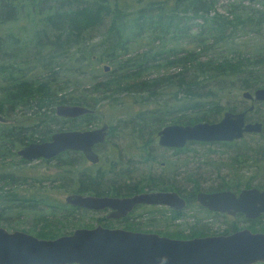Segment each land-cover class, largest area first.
Listing matches in <instances>:
<instances>
[{
    "label": "trees",
    "instance_id": "trees-1",
    "mask_svg": "<svg viewBox=\"0 0 264 264\" xmlns=\"http://www.w3.org/2000/svg\"><path fill=\"white\" fill-rule=\"evenodd\" d=\"M257 1L258 6L245 5L237 0L230 1L226 6L232 14L229 17V13L225 14L217 9L218 0H152L128 6L117 0H0V24L16 19L19 15L30 21V41L36 46L35 57L41 58L38 66L43 71L40 75L28 77L26 71L30 66L24 65L27 58H22L23 63L20 64L9 58L8 64H5L8 57L4 42L7 39L15 42L20 36L10 32L5 38L0 33V115L10 118L9 116L18 112L20 106L36 107L38 113L44 112L37 122L18 125L13 122L0 123V158L4 160L11 159L12 156L19 157L17 149L24 144L46 140L54 131L75 127L74 124L63 127L64 123L57 126L59 115L53 111L45 114L47 106L53 103H77L93 108L101 98L122 92L155 94V89H162L165 84L175 89V97L177 93H182L185 103L176 111L162 107L145 109L137 116V124H152L156 131L168 123L215 121L216 115L224 106L218 100L212 99L217 93L210 88L224 87L217 78L232 80L242 73L246 81H241V88L248 87L255 81L264 82L263 43L250 52H236L232 48L230 55L223 54L221 48L224 47L221 43L225 39L231 40L235 32L244 28L255 29L256 34H262L264 0ZM198 18L201 21H197ZM105 23L107 25L103 38L97 44L90 43L92 30ZM194 25L198 28H194ZM96 48L98 55L93 50ZM9 55L15 57L17 53ZM95 57L106 61L109 69L103 68V77L90 82V64L95 61ZM170 68H177V71L168 72ZM160 70L165 71L151 75ZM258 86L264 85L258 84L250 88ZM67 88L71 90L67 91ZM197 98L206 100L197 101ZM241 106L245 107L243 104ZM228 110L235 111V108ZM65 118L79 120L77 124L83 125L81 128L91 127V123H94L93 111ZM42 119L50 121L45 122ZM258 133L262 134L263 129ZM249 148L256 150L250 145ZM253 150L246 157L252 159V164H256L264 159V151L256 153ZM242 155L241 151H236L232 161L236 158L242 161ZM54 158L59 160L60 170L54 177H40L37 183L48 178L53 183L57 181L54 183L56 187L67 189L70 184L66 181V169L74 164L77 154L75 151L63 150ZM25 160L20 156V161L16 164L19 165ZM45 160L47 159L42 158V161ZM154 175L158 174L153 173L152 177H148L150 183H162V180L154 183ZM103 176V173L91 175L79 171L76 176L78 189L72 193L119 194L116 191L109 193L105 189L84 187L86 179L89 184V180ZM35 178L37 177L27 175L16 178L15 171H0V191L2 195L11 196L22 204L30 202V209L43 206V203L47 205L49 201L35 193L36 187L28 194L17 191L22 184L33 187ZM223 183L225 180L218 186L223 189L233 188ZM258 185L257 188L264 187L263 183ZM215 189L220 188L212 190ZM48 208L52 217L42 214L39 216L36 224L43 222L45 225L32 232L37 237L58 236L56 229L50 230L46 227L51 222L63 224L72 220L76 209L67 204ZM7 218L0 216V226L7 222ZM190 229L188 236L201 235L198 228ZM161 234L168 235L166 231ZM171 234L173 235L169 236H183L181 231H173Z\"/></svg>",
    "mask_w": 264,
    "mask_h": 264
},
{
    "label": "rangeland",
    "instance_id": "rangeland-1",
    "mask_svg": "<svg viewBox=\"0 0 264 264\" xmlns=\"http://www.w3.org/2000/svg\"><path fill=\"white\" fill-rule=\"evenodd\" d=\"M117 1L128 6L152 0ZM230 1L233 0H218L217 2V9L225 14L229 13V17H231L232 14L226 6ZM237 1H241L245 5H259L257 0ZM37 18L38 16L35 17V19ZM196 20L201 21L200 18ZM30 24L31 23L28 19H26L23 15H19L16 19L0 24V33H2L5 38L10 32L14 33L16 36H20V39H17L15 42H12L11 39H7L4 42L8 57V59H5L4 63L8 64L9 58H11L20 64L21 62L23 63L21 60L22 58H27L24 65H29L30 68L29 70L27 69L26 73L28 77H33L35 75H40L43 71L38 66L41 58L35 57L36 54L34 49L36 46L32 41H30ZM106 25L107 23L92 30V35L89 41L90 43L97 44L103 38V31L106 29ZM240 25L241 24L239 23L238 26ZM193 27L198 28L195 25ZM194 28H192V31ZM246 29L244 28L235 32L231 40L225 39V41L221 43V45H224V47L221 46L223 54H232V48L236 52H250L260 46L261 43L264 44V31L262 34H256L255 29L248 27ZM182 44H184V42ZM93 50L95 54L98 55V49L96 48ZM21 51H23V53ZM11 53H17V55L13 57L9 55ZM202 55H204V53ZM104 64L108 63L106 61L98 60L95 57V61L90 64V82L96 78L103 77L105 72L103 70ZM164 71L165 70L153 72L151 75ZM175 71H177V68H170L168 72ZM62 75H64V72H62ZM92 75H96V77L93 78L94 76ZM244 76L245 75L240 73L237 75V78L233 77L232 80H222L217 78V80L220 81L219 83L223 84L224 87L216 88L213 86L210 88L211 91H216L217 93V95L212 99H216L224 105L220 113L216 115L215 120H218L226 109L234 107L238 110V108L241 107V104L245 105L250 103L248 98H244L242 96V91L244 89L253 90L254 87H250L258 84L264 85L263 81V83L261 81H259L260 83L255 81L251 83L252 85L241 88V81H246L243 79ZM70 90L71 88H67V91ZM174 90L175 89L172 86L164 84L162 89H155V94L148 93V95L146 92H122L120 94H113L110 97L99 99L98 102H96L97 104L93 107L94 123H91V126H98L103 122H107L109 125L106 141L103 145L98 147L100 160L97 163H91L85 158L82 159V156H79L81 160L75 162L77 164L72 168L68 167L66 169V181L70 184L67 189L56 187V184L54 183H57V181H54L53 183V181L48 178L43 180L42 183H37L40 177L47 175L54 177L60 170L58 166L59 160L54 157L45 161H42V158L25 160L21 161L19 165L16 163L20 161V156H12L11 159L6 158L4 160L0 158V171H15L16 178H21L23 175L37 177L35 178V184L33 187H26V185L22 184L19 186L17 191L20 194H28L34 187H36L34 188L35 193L39 194L46 201H49L47 203L49 206H62L63 204H66L64 200L65 196L78 189L76 176L81 170L94 174L97 169H100L104 173L108 172L110 176L113 174L122 175V177L119 178H123L127 181H131L133 179L134 181H138V184H140L145 183L144 179L151 173L161 174L163 172L165 174L166 172L177 169L179 173L176 177L178 179L177 184L185 194H187L190 190L188 186L194 185H198L202 190H211L213 187L218 186L219 183H222L223 178H225V183L223 184L233 187L230 190L245 188L244 186L247 184L249 187H257L259 186L258 184L264 183V159L256 164H252L253 161H250L252 159H248L246 157L248 154H252V150L254 149L249 148V145L256 148V150H253L256 153L264 151V100L256 101V108L248 113L249 117L262 121L263 135L258 132H247L241 138L228 143L221 141L209 145L189 143L188 148L185 149L184 153L179 156L174 154V149L162 147L157 143V130L155 131L156 128H154V125L144 124L140 126L136 123L137 116L141 115L139 113L145 109H153L156 107H162L170 111H176L179 109L185 103L186 99L180 92L177 93V97H175L173 94ZM205 100V98L201 100L197 98V101ZM57 104L59 103H53L47 106L45 114L50 113V111L55 112ZM43 113H38L36 107L22 108L20 106L18 107L17 113H13L9 116L10 118L0 120V123L13 122L18 125L20 123L37 122V120L41 119L40 116ZM57 117L59 120L57 126L64 123L63 127L70 124H74L75 127L72 128L83 127V125L80 126L77 124L79 120L71 121L64 116ZM42 120L45 122L50 121V119ZM57 126L54 125L55 128ZM249 149H251L250 152ZM150 150H152L153 154H149ZM195 151L197 153H194ZM236 151H241L243 153L242 161H239L237 158L232 161V156L235 155ZM148 155H151L152 157ZM204 155H207V157ZM162 161L164 162L163 164H161ZM8 162H12L13 164L10 165ZM131 168L132 173L130 177L126 174L128 172L118 174L119 170H130ZM1 183L2 180H0V184ZM38 185L40 186L38 187ZM29 203L30 202L22 204L21 201L18 202L17 200H13V197L11 196L2 195V192L0 191V216L8 217L7 222L2 223L1 226L7 228V224L9 222L8 230H33L31 227H34V221L39 216V213H50V209L42 206L32 210L30 209L31 206ZM160 210H163V208L152 206L150 213L146 216L147 222L151 216H155V214H158ZM192 210H197V212L193 216H189L191 213L190 211ZM142 211V209H139L136 213H140ZM75 215V224L77 226L85 224H88L87 226H91L97 223V219L102 216V213L81 211L79 213L77 212ZM212 215L215 214L199 210V207L195 202H190L183 211V221H181L179 225H172L171 228H167V226H164L167 219L161 218L158 222L152 224L149 229L161 230L160 233L166 231L168 235H173L169 232V230L181 229L180 231L183 234L182 237H188L191 232V229L188 227V222H192L193 220H196V222H203L207 217ZM215 216V223H210L213 229L223 225L235 224V222L239 224L241 220L240 217L235 221L231 218L219 217L217 215ZM140 220L143 228H147L149 226V224L145 223V216H142ZM253 224H249L248 222V227H252L255 231H264V218L258 223L256 222ZM260 224L262 225L260 226ZM57 226L61 227L62 224H59L58 222ZM239 226H247V224L243 222V224H239ZM67 230L68 229H65L64 231ZM254 264H264V262Z\"/></svg>",
    "mask_w": 264,
    "mask_h": 264
},
{
    "label": "water",
    "instance_id": "water-1",
    "mask_svg": "<svg viewBox=\"0 0 264 264\" xmlns=\"http://www.w3.org/2000/svg\"><path fill=\"white\" fill-rule=\"evenodd\" d=\"M104 70L109 65H103ZM242 96L264 100V86L253 91L245 89ZM253 108L249 105L248 110ZM84 104L59 103L55 113L73 117L92 111ZM245 112L225 110L215 121L168 123L158 131V142L168 146H182L187 140H234L245 132H260V120L246 121ZM0 120H5L0 115ZM108 123L88 128H69L54 131L49 139L31 141L17 149L26 160L51 158L71 148L84 152L87 159L96 161L91 148L107 134ZM65 202L89 209L110 207L125 213L138 203L169 204L175 208L185 201L175 192H143L131 197L90 196L69 193ZM200 204L211 210L243 212L255 218L264 212V190L256 187L242 189L238 196L230 190L213 193L200 192ZM264 262V232L241 229L228 235L173 239L155 233H143L102 226L76 229L70 235L53 239L39 238L21 230H7L0 226V264H254Z\"/></svg>",
    "mask_w": 264,
    "mask_h": 264
},
{
    "label": "flooded vegetation",
    "instance_id": "flooded-vegetation-1",
    "mask_svg": "<svg viewBox=\"0 0 264 264\" xmlns=\"http://www.w3.org/2000/svg\"><path fill=\"white\" fill-rule=\"evenodd\" d=\"M255 89V88H254ZM253 89V90H254ZM250 90V91H253ZM245 98V97H244ZM249 99V98H248ZM250 103L249 104H245V107L243 108H238L235 109V111H242V110H246L245 112V120L246 121H254L257 119L251 118L249 117L248 113L251 112L252 110H254L255 106H256V99H249ZM253 104V108L251 110H248L249 105ZM94 110V109H93ZM92 110V111H93ZM228 110V109H226ZM79 116V115H77ZM77 116H73V117H77ZM71 118V117H69ZM109 127V125H108ZM69 129V128H66ZM82 129V128H81ZM159 130V129H158ZM157 130V131H158ZM107 133H108V128H107ZM247 133V132H245ZM244 133V134H245ZM243 134V135H244ZM242 137V136H241ZM240 137V138H241ZM107 138V134L105 136V138L101 141H97L94 142L91 145V148L97 153L98 155V159L96 161H90L89 159L86 158L85 154L83 151L81 150H76V149H65V150H70V151H75V153L77 154L78 158L74 159V164L70 165L69 167L72 168L74 165H76L78 162V160H81V158L79 156H82V159H86L87 161L91 162V163H97L100 160V154L98 152V147H100L101 145H103L106 141ZM239 139V138H238ZM236 140V139H234ZM231 142L233 140H212V141H206V140H197V139H191V140H187L182 146H168V145H163L160 144L158 142V135H157V143L159 145H161L162 147L168 148V149H174V154L175 155H182L184 153V150L188 148L189 143H194V144H214L215 142ZM195 150V149H194ZM152 153V150L149 151V154ZM194 153H197L196 151ZM59 154V153H58ZM56 154V155H58ZM153 154V153H152ZM53 156V157H56ZM150 157H152L151 155H148ZM51 157V158H53ZM50 159V158H48ZM206 160V159H205ZM164 162L162 161L161 164H163ZM128 172V173H126ZM97 173H103L104 176L99 177L97 179H92L89 180V184L88 183V179L85 180V183L83 184L84 187L87 188H92V189H99V190H104L108 191L109 193L111 192H118L119 194L117 195H94V194H90L88 192L86 193H79V194H83V195H90V196H108V197H118V198H124V197H131L135 194H139V193H143V192H157V191H170V192H175L177 193L180 197H182L185 201V206L181 207V208H175L172 207L169 204H148V203H138L136 205H134L133 207H131V209H129L128 211H126L125 213L121 214V211L117 208V209H112L110 207H105V208H101V209H89V208H84V207H79L76 205H71L67 202H65L68 206L70 207H75V211L73 213V218L72 220L68 221V222H64L59 223L62 224L61 227L57 226V223H52L49 224L48 227H46V229H56L57 231V235L56 237L59 236H63V235H70L72 234L76 229H80V228H94L96 226H102L104 228H109V229H122V230H127V231H134V232H143V233H155L158 234L160 236H165V237H169V238H173V239H192L195 237H205V236H215V235H228L231 234L233 232H236L238 230L241 229H249L251 232H264L262 230H253L252 227H248V222L249 224H253V223H258L261 219L263 220L264 218V212H261L257 217L253 218H248L246 216L245 213L243 212H235V213H228L226 211L221 212V211H217V210H211L207 207H205L204 205L200 204L199 201L197 200V195L200 192L203 193H213V192H217V191H221V190H230V189H223V187H213L214 188H220V189H215V190H202L198 185H194V186H188V188L190 189L188 191L187 194L183 193L182 189L178 186L177 181L178 179L176 178L178 176V170H172L169 172H166L165 174L162 172L161 174L158 175H154V183H158L159 180H162V183L160 184H153L150 183V179L148 178L149 176H151L153 173H151L150 175L147 176V178H145V183H140L138 184V181H134L133 179L131 181H127L124 180L123 178H119L122 177V175H115L113 174L112 176H110L108 174V172L104 173L102 170L97 169L95 171L94 174L91 175H95ZM126 173L128 177L131 176L132 173V168L129 170H119L118 174H124ZM111 174V173H110ZM152 177V176H151ZM225 180V178L223 179ZM264 184V183H263ZM250 187H256V186H250ZM250 187H245V188H250ZM257 188V187H256ZM244 189V188H240V189H235V190H230L232 191L236 196H238L239 192ZM259 190H264L263 188H258ZM190 202H195L198 207L199 210H203L205 212L211 213V214H215L219 217H226V218H231L233 220H237L239 217L241 218L239 224H243V222H245L247 224V226H239V224L237 222H235V224H229V225H223V226H219L217 228H212V226L210 225L211 222L215 223V215L209 216L207 217L203 222H196V220H193L192 222H188V227L189 228H198L201 232V235H196V236H188V237H174V236H169V235H165V234H161L160 231L161 230H150L149 227L152 224H155L156 222H158L161 218H166V224L164 226H167V228H171L172 225L177 226L181 223V221H183L182 216H183V211L185 210V208L188 206V204ZM42 204V203H41ZM45 207H48L49 204H42ZM38 206V205H36ZM152 206H158L163 208V210H160L158 214H155V216H151L147 222V218L146 216L150 213ZM42 207V206H39ZM35 208H32V210H34ZM83 209V210H81ZM139 209H142L143 211L140 213H136ZM81 211H88V212H99L102 213V216L100 218L97 219V223L91 226H87L88 224L85 225H81V226H77L75 224L76 221V215L77 212H81ZM190 215L189 216H193L197 210H192L190 211ZM51 213V212H50ZM50 213L47 214H42L45 215L49 218L52 217V215ZM41 215V213H39V216ZM39 216L35 219L34 221V227H31L33 230H27L24 232H27L29 234L34 235L32 232H34V230H39V228L43 227L45 224H42L43 222H40L38 224H36V222L39 220ZM145 216V223L149 224V226L147 228H143L142 222H141V217ZM55 224V225H54ZM221 225V224H220ZM254 225V224H253ZM262 224H260L261 226ZM7 229V228H6ZM65 229H68L67 231H64ZM16 230V229H14ZM19 230V229H18ZM45 230V229H44ZM181 229H174V230H169V232H173V231H180ZM23 231V230H21ZM53 237V238H56ZM41 238V237H39ZM53 238H45V239H53Z\"/></svg>",
    "mask_w": 264,
    "mask_h": 264
}]
</instances>
